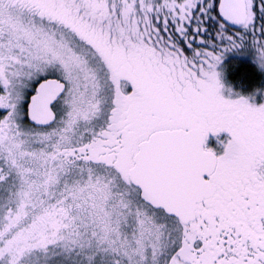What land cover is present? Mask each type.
Here are the masks:
<instances>
[{
    "label": "snow or ice",
    "instance_id": "6c2138e0",
    "mask_svg": "<svg viewBox=\"0 0 264 264\" xmlns=\"http://www.w3.org/2000/svg\"><path fill=\"white\" fill-rule=\"evenodd\" d=\"M231 52L264 73V0H0V264H264Z\"/></svg>",
    "mask_w": 264,
    "mask_h": 264
},
{
    "label": "trees",
    "instance_id": "16d2710c",
    "mask_svg": "<svg viewBox=\"0 0 264 264\" xmlns=\"http://www.w3.org/2000/svg\"><path fill=\"white\" fill-rule=\"evenodd\" d=\"M221 65L227 84L235 91L248 94L256 87H264V73L257 70L250 53H227Z\"/></svg>",
    "mask_w": 264,
    "mask_h": 264
},
{
    "label": "rangeland",
    "instance_id": "374dc122",
    "mask_svg": "<svg viewBox=\"0 0 264 264\" xmlns=\"http://www.w3.org/2000/svg\"><path fill=\"white\" fill-rule=\"evenodd\" d=\"M252 59H253V57H252ZM219 72H221L222 73V82H223V84L225 85V89H232V91L233 92H237V91H235L234 89H233V87H230L228 84H227V82H226V78H225V74H224V72H223V70H224V68L222 67V65H220L219 67H218V69H217ZM227 91H225V95L227 96Z\"/></svg>",
    "mask_w": 264,
    "mask_h": 264
}]
</instances>
